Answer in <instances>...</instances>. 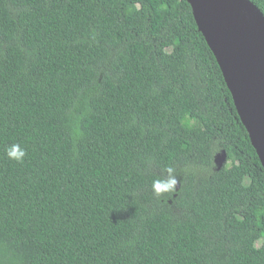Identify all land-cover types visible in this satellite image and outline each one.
Wrapping results in <instances>:
<instances>
[{
  "label": "trees",
  "instance_id": "16d2710c",
  "mask_svg": "<svg viewBox=\"0 0 264 264\" xmlns=\"http://www.w3.org/2000/svg\"><path fill=\"white\" fill-rule=\"evenodd\" d=\"M0 264H264V168L187 0H0Z\"/></svg>",
  "mask_w": 264,
  "mask_h": 264
},
{
  "label": "water",
  "instance_id": "95a60500",
  "mask_svg": "<svg viewBox=\"0 0 264 264\" xmlns=\"http://www.w3.org/2000/svg\"><path fill=\"white\" fill-rule=\"evenodd\" d=\"M187 1L264 168V13L250 0Z\"/></svg>",
  "mask_w": 264,
  "mask_h": 264
},
{
  "label": "clouds",
  "instance_id": "9594fccd",
  "mask_svg": "<svg viewBox=\"0 0 264 264\" xmlns=\"http://www.w3.org/2000/svg\"><path fill=\"white\" fill-rule=\"evenodd\" d=\"M6 154L9 159L22 162L26 152L19 144H13L7 148ZM177 183L174 169L169 167L166 169V175H162L152 182V189L157 196H161L165 193L173 192L176 189Z\"/></svg>",
  "mask_w": 264,
  "mask_h": 264
}]
</instances>
